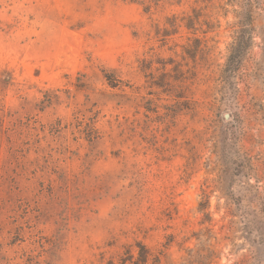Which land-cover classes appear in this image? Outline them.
Segmentation results:
<instances>
[{
    "label": "rangeland",
    "instance_id": "1",
    "mask_svg": "<svg viewBox=\"0 0 264 264\" xmlns=\"http://www.w3.org/2000/svg\"><path fill=\"white\" fill-rule=\"evenodd\" d=\"M238 9L0 0V264H264V0L227 78Z\"/></svg>",
    "mask_w": 264,
    "mask_h": 264
},
{
    "label": "trees",
    "instance_id": "2",
    "mask_svg": "<svg viewBox=\"0 0 264 264\" xmlns=\"http://www.w3.org/2000/svg\"><path fill=\"white\" fill-rule=\"evenodd\" d=\"M232 4H237L239 9L237 10V29L235 31L234 40L231 44L229 54L227 56V62L225 65L224 73L227 74V78H233L237 75L249 49L254 42L255 31V12L257 5L260 4V0H231ZM138 256L135 258L133 254L127 252L130 258H122L126 263L130 260L131 264H146L149 260L150 252L146 245L140 244Z\"/></svg>",
    "mask_w": 264,
    "mask_h": 264
},
{
    "label": "water",
    "instance_id": "3",
    "mask_svg": "<svg viewBox=\"0 0 264 264\" xmlns=\"http://www.w3.org/2000/svg\"><path fill=\"white\" fill-rule=\"evenodd\" d=\"M226 116L229 117V115L226 113Z\"/></svg>",
    "mask_w": 264,
    "mask_h": 264
}]
</instances>
